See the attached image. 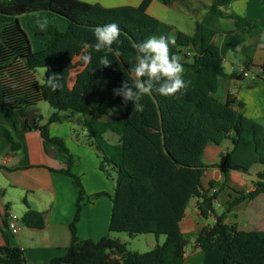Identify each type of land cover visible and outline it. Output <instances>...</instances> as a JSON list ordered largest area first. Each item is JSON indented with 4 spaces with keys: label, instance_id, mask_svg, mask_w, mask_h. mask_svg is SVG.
I'll list each match as a JSON object with an SVG mask.
<instances>
[{
    "label": "trees",
    "instance_id": "1",
    "mask_svg": "<svg viewBox=\"0 0 264 264\" xmlns=\"http://www.w3.org/2000/svg\"><path fill=\"white\" fill-rule=\"evenodd\" d=\"M150 1L108 7L83 0H0V109L28 129H37L45 148L48 143L55 144L65 167L53 171L70 176L78 192L68 246L63 254L37 264H188L184 260L187 240L179 222L191 197L197 198L202 218L215 217L196 234L195 241L202 251L217 247L222 264H264V231L243 230L224 221L244 198L264 192V169L256 173L253 191L232 190L221 213L214 207L219 192L229 189L226 179L230 171L248 172L254 165L264 166V124L246 117L240 100L228 96L221 101L214 97L219 78L236 76L223 71L219 48L212 42L215 30L196 21L192 34L176 30L170 35L160 29L156 17L147 13ZM162 1L167 4L170 0ZM229 2L211 0L205 8L218 17L233 19L236 28L253 27L250 20L222 9ZM29 15H46L45 19L36 17L27 24L33 35L45 37L43 47L35 51L21 24V18ZM38 21H47V27L40 30ZM59 23H65V28L60 29ZM109 23L119 26V42L113 43L111 52H97L94 29ZM151 36L175 37V44L169 45V55H175L182 64L186 86L170 95L155 91L144 95L138 101L143 110L138 111L132 100L114 94V89H120L124 82L133 87L136 45ZM82 47L84 53L91 52L92 61L81 76L79 96L60 102L59 98L69 92L71 57L76 48ZM103 56L112 61L110 65L100 64ZM36 67L44 68L41 83L34 74ZM254 69L257 78L264 80V62L254 65ZM51 78L55 79V90L47 83ZM153 87H159V83L154 81ZM42 100L53 112L44 124L35 122L30 126L26 113ZM61 111L84 116L83 124L100 158V169L108 174L109 166L115 172L108 231L125 232L129 237L163 235L161 244L138 252L128 250L125 242L109 235L96 241L77 235L82 205L102 193H85L79 176L72 171L75 157L61 137L49 134L48 124L59 121ZM0 130L10 150L17 151L20 145L13 133L2 126ZM106 131L118 136L116 143L104 139ZM224 139L231 141V147L217 165L222 180L218 187L211 180L203 188L200 179L208 165L202 163L201 156L208 143L219 144ZM44 219L43 212L28 207L20 222L26 227L42 228ZM2 226L7 229L5 219ZM0 264L29 263L20 248L6 241L0 246Z\"/></svg>",
    "mask_w": 264,
    "mask_h": 264
},
{
    "label": "crops",
    "instance_id": "2",
    "mask_svg": "<svg viewBox=\"0 0 264 264\" xmlns=\"http://www.w3.org/2000/svg\"><path fill=\"white\" fill-rule=\"evenodd\" d=\"M83 1L98 2L111 7L117 5L136 6L142 0ZM197 1L202 3L203 9L195 15L198 19L193 20L194 24L190 26L191 33L179 29L181 22L185 23L183 19L180 20V23L171 25H167L164 21L170 11V6L181 4L177 0H170L167 4L163 3L162 0H151L146 11L160 21V29L165 23L167 26L164 27V30L170 35H173L176 30L192 34L196 21L215 30L216 34L213 36L212 42L219 48L223 71L226 74L234 72L236 76L219 78L217 91L213 94L214 97L221 101L226 100L228 96L240 100L243 104L242 113L246 117L264 124V80L261 77L251 80L241 73V69H245L257 75L254 65L264 62V0H230L222 8L225 12L235 13L250 20L254 24L250 28H236L233 19L218 17L210 13L205 5H208L211 0L208 2ZM42 16L38 15V18H42ZM40 37L44 40L43 36ZM42 47L43 45L38 43L37 49ZM68 82L69 76H67V87L70 86ZM82 85L83 81H80V89ZM70 89L68 90L70 91ZM68 99L69 97L64 95L59 98V101L64 102ZM37 106L38 104L33 107L36 113L34 123L41 125L47 121L48 115H40ZM73 113L60 112L61 119L48 124L49 134L50 136L61 137L68 151L75 157L72 171L79 176L85 193L88 195L102 193L82 205L76 223L77 235L82 239L95 241L109 235L121 242H126L121 236L115 237L108 231L112 208L111 196L114 192V176L108 178L100 169L98 153L87 146L88 144L83 139L87 135L83 124L84 116L77 122V127L83 133H78L77 127L75 129L72 122ZM0 126L13 133L20 145L17 151H11L8 140L0 130V246L7 241L9 245L20 248L29 264L48 261L63 254L69 244V224L74 216L77 189L70 176L53 171L65 167L64 157L57 151L55 144L48 143L47 147H44L43 139L37 129H28L9 112L2 109H0ZM105 135H108L107 142H117L118 136L115 133L106 131L103 136L105 137ZM109 137L112 139H108ZM230 147L231 141L229 139H224L219 144L212 142L207 144L201 156L202 163L205 159L207 163L204 164L208 165L200 179L203 188H206L211 180L216 182V187L219 186L222 173L217 165L221 164L225 152ZM263 169L264 166L262 165H254L248 172L230 171L226 179L229 189L220 191L218 198L214 201L216 212H222L218 208L221 195L225 194L227 201L231 199L228 193H233L232 190H241L244 193L253 191L257 181L256 173ZM236 206L239 207L238 211L235 210ZM28 207L44 213L45 219L42 228L26 227L20 222V218ZM237 212L241 213V219H238ZM9 214H14L18 218V232L16 234L11 233L8 229L5 230L2 226L3 219L7 221ZM211 221L212 216L206 219L201 217L197 198L191 197L179 222L180 230L187 240L184 247L186 263L212 264L209 259L207 260L208 251H202L195 241L199 230ZM224 221L235 223L238 228L243 230L264 231V192L253 198H244L226 214ZM190 235L194 237V240L190 251H187ZM163 240L164 236L162 237V235L155 238L156 242L162 243ZM218 257L219 261L220 258L222 260L221 252Z\"/></svg>",
    "mask_w": 264,
    "mask_h": 264
},
{
    "label": "clouds",
    "instance_id": "3",
    "mask_svg": "<svg viewBox=\"0 0 264 264\" xmlns=\"http://www.w3.org/2000/svg\"><path fill=\"white\" fill-rule=\"evenodd\" d=\"M37 27L44 30L47 27V21H38ZM96 43L94 48L97 52L106 49L111 52L113 43L119 42L120 28L116 23H109L98 26L94 29ZM175 44V37L151 36L146 40L138 43L136 49L138 55L133 58L132 71L135 73L136 80L133 87H129L126 82L122 83L120 89H114V94L122 95L126 100H132L138 111L143 110V105L139 103L144 95L152 91L160 95H170L184 88L183 79L184 68L175 55H169V45ZM86 48L87 45H84ZM84 64L92 61L91 52L81 55ZM112 61L107 56L100 59V64L108 66ZM144 77L146 79L141 80ZM55 79L47 81L53 90L56 88ZM159 83V87L154 88L153 82ZM135 89V91L133 90Z\"/></svg>",
    "mask_w": 264,
    "mask_h": 264
},
{
    "label": "rangeland",
    "instance_id": "4",
    "mask_svg": "<svg viewBox=\"0 0 264 264\" xmlns=\"http://www.w3.org/2000/svg\"><path fill=\"white\" fill-rule=\"evenodd\" d=\"M205 2H208V0H202ZM193 5V7H192ZM202 3L200 1L197 0H187L186 4L183 5H171L170 6V11L167 14L166 18L164 19L165 23L167 25H171V24H175V23H180V20H184L185 23L181 22L179 29H182L183 31H187V33H191L192 29L190 28V26H192L194 24L193 20H197L198 18H196V14H199L203 9L202 8ZM193 8V9H192ZM38 17V15L36 16ZM36 17L29 15L26 17L21 18V24L22 26L26 29L30 41H31V46L32 49L38 50V43L43 45V38L40 36H36L33 35L30 30L28 29V23H31ZM42 18H46V15H43ZM40 18V19H42ZM39 19V18H38ZM187 21V22H186ZM164 25L161 27L162 31H166L164 30L165 26ZM179 25V24H178ZM58 27L60 29L65 28V23H59ZM45 38V37H44ZM84 54V48H76L74 50V53L71 57L69 66H68V76H69V82L68 84L70 85L67 89L71 88L70 91L67 93L66 97H70L73 98L75 96H77L79 94V89H80V81H81V76L86 68V64H84L81 60V55ZM34 74L35 77L37 79V81L39 83H41L43 81V77H44V68L42 67H36L34 69ZM69 94V95H68ZM38 104V112L40 113V115L45 116L48 115L50 112H53V109L50 107V105L46 102V101H40L37 103ZM36 104V105H37ZM35 105V106H36ZM64 112V111H61ZM74 115L72 116V122L74 124V127L76 129L77 127V122L80 121V118L83 116L81 113L78 112H74ZM76 131L78 133L82 132L80 130L79 127H77ZM83 133V132H82ZM88 135V134H87ZM85 135L83 137V139L85 140V142L88 144L87 146L91 147L94 149V147L90 144L91 143V139ZM104 137V136H103ZM108 135H105L104 139H107ZM108 139H112L111 137H109ZM95 150V149H94ZM97 152V151H96ZM204 163H207L205 159H203ZM100 162V161H99ZM106 170L108 171V174H106V172H104V174L106 176H108V178L115 176V172L111 169H109V166H106ZM221 202L220 205L218 206L220 211H223L224 207H225V194L221 195ZM239 207L236 206L235 210L238 211ZM238 215V219H241V213L237 212ZM212 223V221H211ZM209 223V224H211ZM112 235H114L115 237L117 236H121L122 238H124L126 240L125 244H126V248L128 250H132V251H138V252H145L148 251L150 249H152L155 246V243L161 244V242H156L155 241V236L153 234H139L136 235L134 237H129L127 235V233L125 232H113ZM163 237V235H162ZM190 238V242H188V247H187V251H190L191 249V244L193 243L194 237L192 235L189 236ZM162 241V240H161ZM207 253H209L207 260L209 259V261L212 262V264H221L222 260L220 258L219 261V254H220V250L216 247L211 251H208ZM206 260V262H207Z\"/></svg>",
    "mask_w": 264,
    "mask_h": 264
},
{
    "label": "built area",
    "instance_id": "5",
    "mask_svg": "<svg viewBox=\"0 0 264 264\" xmlns=\"http://www.w3.org/2000/svg\"><path fill=\"white\" fill-rule=\"evenodd\" d=\"M241 73L244 77H248L251 80L257 79V76L250 73L248 70L241 69ZM214 221H215V217L212 216V222ZM7 229L13 234H16L18 232V218L14 214H9L7 216Z\"/></svg>",
    "mask_w": 264,
    "mask_h": 264
},
{
    "label": "water",
    "instance_id": "6",
    "mask_svg": "<svg viewBox=\"0 0 264 264\" xmlns=\"http://www.w3.org/2000/svg\"><path fill=\"white\" fill-rule=\"evenodd\" d=\"M35 116H36V113H35V109L34 108H31L30 110H28V112L26 113V118L28 120V124L30 126H32L34 124V120H35Z\"/></svg>",
    "mask_w": 264,
    "mask_h": 264
}]
</instances>
